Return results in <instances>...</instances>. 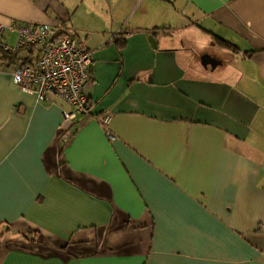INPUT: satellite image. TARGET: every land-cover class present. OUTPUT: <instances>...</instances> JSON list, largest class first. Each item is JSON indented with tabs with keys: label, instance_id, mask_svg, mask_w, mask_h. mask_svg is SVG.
<instances>
[{
	"label": "crops",
	"instance_id": "0c3cea01",
	"mask_svg": "<svg viewBox=\"0 0 264 264\" xmlns=\"http://www.w3.org/2000/svg\"><path fill=\"white\" fill-rule=\"evenodd\" d=\"M11 19L93 62L72 120L0 72V264H264V0H0Z\"/></svg>",
	"mask_w": 264,
	"mask_h": 264
},
{
	"label": "built area",
	"instance_id": "2783aa9c",
	"mask_svg": "<svg viewBox=\"0 0 264 264\" xmlns=\"http://www.w3.org/2000/svg\"><path fill=\"white\" fill-rule=\"evenodd\" d=\"M25 49L30 50L13 62L4 60L0 53V72L9 66L13 83L38 102L67 103L71 109L64 112L66 120L82 115L88 106L86 87L92 78V52L62 27L17 19L0 24V51L11 58ZM101 121L106 125L109 116L103 115Z\"/></svg>",
	"mask_w": 264,
	"mask_h": 264
},
{
	"label": "trees",
	"instance_id": "16d2710c",
	"mask_svg": "<svg viewBox=\"0 0 264 264\" xmlns=\"http://www.w3.org/2000/svg\"><path fill=\"white\" fill-rule=\"evenodd\" d=\"M217 43L220 44L221 46H224V47L231 48V49L235 50V45L234 44H232L231 42H229L227 40H224L222 38L217 37ZM0 53L2 54V57H4V60L9 58L8 55H6V53H3L1 51H0ZM90 106H91V104L87 108L89 109ZM85 113H87V110L83 114H85ZM73 124H75V121H73ZM62 135H65V131H62L61 136ZM29 234H31V233L23 235L22 239L24 241H27V242H34V240H35L34 236L30 237ZM0 236H1V234H0Z\"/></svg>",
	"mask_w": 264,
	"mask_h": 264
},
{
	"label": "rangeland",
	"instance_id": "374dc122",
	"mask_svg": "<svg viewBox=\"0 0 264 264\" xmlns=\"http://www.w3.org/2000/svg\"><path fill=\"white\" fill-rule=\"evenodd\" d=\"M212 63H213V61H212ZM0 234H1V236H0V240H1V243H2V241H3V239H4V235H5V236H8V235H7L6 231H2V232H0Z\"/></svg>",
	"mask_w": 264,
	"mask_h": 264
},
{
	"label": "water",
	"instance_id": "95a60500",
	"mask_svg": "<svg viewBox=\"0 0 264 264\" xmlns=\"http://www.w3.org/2000/svg\"><path fill=\"white\" fill-rule=\"evenodd\" d=\"M149 38H150V40H151L153 46H156V41L154 40L153 36L150 35Z\"/></svg>",
	"mask_w": 264,
	"mask_h": 264
}]
</instances>
